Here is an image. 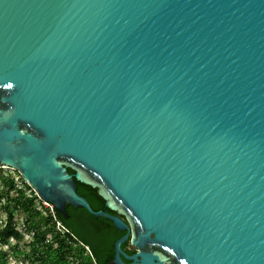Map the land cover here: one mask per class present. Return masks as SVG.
<instances>
[{"label": "water", "instance_id": "water-1", "mask_svg": "<svg viewBox=\"0 0 264 264\" xmlns=\"http://www.w3.org/2000/svg\"><path fill=\"white\" fill-rule=\"evenodd\" d=\"M0 163L142 264H264V0H0Z\"/></svg>", "mask_w": 264, "mask_h": 264}, {"label": "trees", "instance_id": "trees-1", "mask_svg": "<svg viewBox=\"0 0 264 264\" xmlns=\"http://www.w3.org/2000/svg\"><path fill=\"white\" fill-rule=\"evenodd\" d=\"M69 173H73L68 169ZM24 189L15 187V180L11 174L2 173L0 170V210L5 218L0 219V264H17L11 262L20 256L25 257L29 264H94L92 258L86 253L83 244H89L90 236L81 226L70 223L53 208L52 215L48 208L40 205L41 199L33 189L23 180L22 176L15 171ZM77 193L90 203L95 211V202L102 200L96 189L75 181ZM13 191V192H12ZM73 207L66 209L67 213L73 212ZM85 215L93 217L85 209ZM22 214V221L16 223V216ZM59 222L65 229L61 232L57 229ZM30 235V240L25 247L19 248L17 244H11L10 239L20 240L23 233ZM83 243V244H82ZM7 245V248L4 246Z\"/></svg>", "mask_w": 264, "mask_h": 264}, {"label": "flooded vegetation", "instance_id": "flooded-vegetation-1", "mask_svg": "<svg viewBox=\"0 0 264 264\" xmlns=\"http://www.w3.org/2000/svg\"><path fill=\"white\" fill-rule=\"evenodd\" d=\"M102 200L95 202V211H103L118 218L123 222V229L116 227L113 221L106 217L86 216L84 208L81 207H73V212L67 213L66 209L71 205L65 206L66 215H68L64 216L65 219L81 226L90 235L87 238L90 245L82 243L86 253L90 255L94 264H142L141 257L137 254L148 252L133 246L132 228L129 220L125 215L110 209L105 200L103 198ZM117 242H120L119 249L116 247ZM153 262H156V259ZM164 264H169V262L165 261Z\"/></svg>", "mask_w": 264, "mask_h": 264}, {"label": "rangeland", "instance_id": "rangeland-1", "mask_svg": "<svg viewBox=\"0 0 264 264\" xmlns=\"http://www.w3.org/2000/svg\"><path fill=\"white\" fill-rule=\"evenodd\" d=\"M1 172H2V173H5V174H6V173H8V174H15V171H14V169H12V168L3 169V171H1ZM1 187H2V183H1V181H0V189H1ZM12 192H13V191H12ZM4 218H5V215H4V213L0 210V219H4ZM16 218H17V219H16L15 221H16L17 225H19L20 222L22 221V214H18V215L16 216ZM23 232H24V231H23ZM29 240H30V235L27 234L26 232H24L20 240L15 241V240H13V239H10L9 242H11V244H17L19 248H23V249L25 248L26 251H27V253H30L29 249L25 247L26 242L29 241ZM4 248H7V245H5ZM10 260H11V262H16L17 264H29V263L26 261L25 257H23V256H20V257L15 258V259L11 258Z\"/></svg>", "mask_w": 264, "mask_h": 264}, {"label": "built area", "instance_id": "built-area-1", "mask_svg": "<svg viewBox=\"0 0 264 264\" xmlns=\"http://www.w3.org/2000/svg\"><path fill=\"white\" fill-rule=\"evenodd\" d=\"M10 167L6 166V165H3L0 163V170L3 171V169H8ZM16 171V170H14ZM11 176L14 177V180H15V187L17 189H24V186L23 184L19 181L18 177L16 176V174H11ZM41 199V198H40ZM40 205L43 206V207H46L49 209V211L51 212V214L53 215L54 212H53V205L50 203V202H47V201H44L41 199V202H40ZM56 227L58 230H60L61 232L65 231L64 227L59 223L57 222L56 223Z\"/></svg>", "mask_w": 264, "mask_h": 264}]
</instances>
